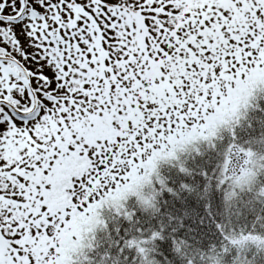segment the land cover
I'll use <instances>...</instances> for the list:
<instances>
[{
    "label": "snow or ice",
    "instance_id": "6c2138e0",
    "mask_svg": "<svg viewBox=\"0 0 264 264\" xmlns=\"http://www.w3.org/2000/svg\"><path fill=\"white\" fill-rule=\"evenodd\" d=\"M0 264H264V0H0Z\"/></svg>",
    "mask_w": 264,
    "mask_h": 264
}]
</instances>
